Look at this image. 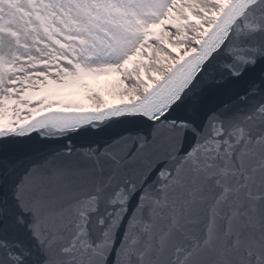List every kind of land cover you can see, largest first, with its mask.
I'll return each mask as SVG.
<instances>
[{
	"label": "water",
	"instance_id": "obj_1",
	"mask_svg": "<svg viewBox=\"0 0 264 264\" xmlns=\"http://www.w3.org/2000/svg\"><path fill=\"white\" fill-rule=\"evenodd\" d=\"M0 264H264V0L135 100L0 127Z\"/></svg>",
	"mask_w": 264,
	"mask_h": 264
},
{
	"label": "rangeland",
	"instance_id": "obj_2",
	"mask_svg": "<svg viewBox=\"0 0 264 264\" xmlns=\"http://www.w3.org/2000/svg\"><path fill=\"white\" fill-rule=\"evenodd\" d=\"M158 1L150 8L155 0H0V121L16 126L53 106L138 98L196 47L229 0H201L205 5L181 18L184 30L173 39L159 12L176 0ZM155 49L159 57L149 58ZM113 71L123 85L101 84ZM90 72L100 77L89 80ZM60 86L77 89L81 101L46 95Z\"/></svg>",
	"mask_w": 264,
	"mask_h": 264
},
{
	"label": "bare ground",
	"instance_id": "obj_3",
	"mask_svg": "<svg viewBox=\"0 0 264 264\" xmlns=\"http://www.w3.org/2000/svg\"><path fill=\"white\" fill-rule=\"evenodd\" d=\"M155 1H156L155 3L157 5L154 3L152 6H150V8H155V7L159 6V4H158L159 1L158 0H155ZM226 2L227 1H225L224 5L226 4ZM166 3L168 4L169 7L165 6ZM166 3H164V5H161V7H163L164 10L161 11V13L159 12V14H160V17H165L166 18L165 21L163 20V28L170 27L173 30L172 33H169L166 36V38L170 37L171 39H173V37H175L176 32H182L184 30V27H185L184 26L185 25L184 22L185 21L182 22L181 18L187 17L189 11L192 12V13H196L197 14L198 11H199V8L202 5V3H203V5H205V3L201 2V0H176V1L172 2V3L170 1L169 2L167 1ZM221 9L222 8H220V10ZM220 10L217 11L212 16V18L210 19L209 27L215 21V19L218 16V13L220 12ZM148 57L157 59L159 57L158 51L156 49L152 50L151 53L148 55ZM133 63H134V61H133ZM121 72L123 73V75H125L129 71H127L126 69H122ZM89 75L90 76L88 77L87 74H84V77L85 78L88 77L89 80L90 79L94 80V78L98 79L100 77L99 73H94L93 74L92 72H90ZM120 75H122V74H120ZM126 76H127L126 78H129L128 75H126ZM90 77H92V78H90ZM118 77H119V74L117 73V71H113V72L109 73L108 77L106 79H104L100 83L103 84V82H104L105 84L109 85L111 88L112 87L115 88V87H118L119 85H123L121 79L118 78ZM45 93L50 99H52L54 101H62L64 98L74 100L77 103H79L81 101V100H79L80 97H81V93H79V91L77 89H74V88L72 89V88L65 87V86L51 87ZM135 99H137V98H135ZM126 100L131 101L132 99H126ZM93 103H96V101H94ZM112 105H114V104L106 102L104 104V106H99V105L95 106V105H93L92 107H85V108H82V107H69V108H63V109L95 110V111H98L100 109H103V108H105L107 106H112ZM51 109H57V107H51V108H49L47 110H51ZM6 125H11V124L8 123V121H0V127L6 126Z\"/></svg>",
	"mask_w": 264,
	"mask_h": 264
}]
</instances>
